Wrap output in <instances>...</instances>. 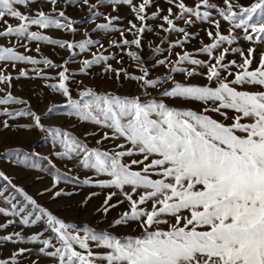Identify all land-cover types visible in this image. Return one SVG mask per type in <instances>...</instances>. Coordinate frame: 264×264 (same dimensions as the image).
<instances>
[{"label": "snow or ice", "instance_id": "obj_1", "mask_svg": "<svg viewBox=\"0 0 264 264\" xmlns=\"http://www.w3.org/2000/svg\"><path fill=\"white\" fill-rule=\"evenodd\" d=\"M0 143V264H264V0H0Z\"/></svg>", "mask_w": 264, "mask_h": 264}, {"label": "rangeland", "instance_id": "obj_2", "mask_svg": "<svg viewBox=\"0 0 264 264\" xmlns=\"http://www.w3.org/2000/svg\"><path fill=\"white\" fill-rule=\"evenodd\" d=\"M67 14L70 15V16H73L74 18L83 17L84 16L83 12L74 11L71 7L68 9V13ZM85 26L90 27L91 25H81L82 28L85 27ZM54 35H57V34L54 33ZM79 38L80 37H77V39H79ZM46 51H47V49H46ZM53 58H55V57H53ZM30 87H31V85H29L28 83H25L23 85V92L22 93L19 91V89H14V91H16L17 94H21V95H25L26 96L29 93V88ZM30 142L34 143L35 150L39 151L42 154H46L48 152V150H49L48 143L45 142L43 139H41L39 136L31 137ZM4 148H5V145L0 143V153L3 152ZM4 162H5V158L2 155H0V167H3ZM84 218H87V217H84Z\"/></svg>", "mask_w": 264, "mask_h": 264}]
</instances>
